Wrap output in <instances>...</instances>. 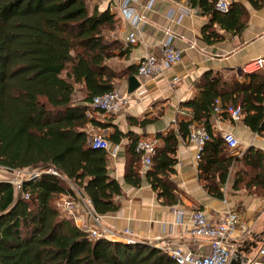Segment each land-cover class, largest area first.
I'll use <instances>...</instances> for the list:
<instances>
[{
  "label": "trees",
  "instance_id": "1",
  "mask_svg": "<svg viewBox=\"0 0 264 264\" xmlns=\"http://www.w3.org/2000/svg\"><path fill=\"white\" fill-rule=\"evenodd\" d=\"M216 1L186 0L206 17L199 33L207 44L224 33L241 32L248 17L245 3L253 9L264 5V0L231 1L219 11ZM116 28L114 14L90 0H0V168L52 169L61 176L41 173L18 190L0 180V264H176L142 241L88 238L61 214L56 205L60 194L72 199L79 193L97 215L118 209L120 185L109 174L107 151L90 146L89 127L111 128L104 135L110 145L128 139L123 182L137 187L144 179L163 204L178 200L169 175L178 142L191 124L204 126L209 134L196 175L205 192L221 199L229 173L231 190L264 197L263 153L249 146L238 156L231 154L211 128L214 115L225 116L213 112L218 100L221 107L239 105L242 122L264 133V73L244 74L246 79L238 81L233 74L204 71L192 83L193 95L179 103L187 116L156 134L160 142L141 175L134 151L138 136L97 118L95 112H103L88 106L93 96L112 90L115 80L133 71L132 66L113 69L108 64L127 52L119 40L106 36ZM126 120L139 127L150 123Z\"/></svg>",
  "mask_w": 264,
  "mask_h": 264
},
{
  "label": "crops",
  "instance_id": "2",
  "mask_svg": "<svg viewBox=\"0 0 264 264\" xmlns=\"http://www.w3.org/2000/svg\"><path fill=\"white\" fill-rule=\"evenodd\" d=\"M147 0H137L133 7L143 17L139 24L140 31L133 44L127 42L129 27L116 8V0H90L99 10L107 8L114 14L117 28L107 33V38L117 39L127 52L108 61L113 69L132 66L131 75L136 76L135 66L144 53L154 48L163 37V29H169L174 35L171 43L181 52L178 63L170 66L162 75L142 82L137 89L128 94L124 110L111 116L109 123L120 131H131L138 138L155 139L159 144L157 133L163 134L169 127H175V119L187 116V111L179 106L193 95V81L204 71L212 70L224 74H233L238 81H244L240 67L255 58L264 57V5L257 9L248 6V17L245 27L238 34H225L222 39L213 43H205L199 33L200 27L206 22V17L194 9L184 15L179 23L169 21L165 17L171 8L178 10L187 7L186 0H154L150 8H145ZM114 66L118 67L115 68ZM259 74L264 71L258 72ZM175 78V80H173ZM126 77L115 80L114 88L120 93H126ZM102 118L106 114H101ZM150 119V123L139 127L129 125L126 118ZM213 132H231L238 140L235 153L244 151L249 146L259 149L264 156V133L251 131L240 119L231 121L226 116L214 115L211 124ZM103 131V130H102ZM109 133L111 128L104 129ZM128 139L123 138L117 144L114 158L108 159L109 174L120 185L121 194L115 197L118 209L101 215L93 213L89 200L78 194L72 198L75 208L73 224L78 227H93L96 223L108 227L117 234L116 241L129 237L134 242L142 241L152 247H179L181 250L202 252L206 241L191 239L188 234V216L193 209H200L212 222H216L225 207L237 210L241 220L248 228L247 234L236 239L246 257L253 255L259 241L264 238V197L258 198L247 194L244 189L231 190V174L228 173L226 185L222 188V198L208 195L197 180V162L193 160L194 147L179 140L174 158L175 164L169 179L176 186L177 202L166 205L157 198L156 192L142 180L137 187L123 182V168L127 158ZM235 153H231L237 155ZM237 155V156H238ZM140 164V163H139ZM138 172L143 175L140 166ZM9 175L0 173V180ZM62 195V194H60ZM58 195V197L60 196ZM57 197V199H58ZM180 211V219L176 221L175 212ZM262 223V224H261ZM126 229L128 235L122 231ZM255 247L252 248V244Z\"/></svg>",
  "mask_w": 264,
  "mask_h": 264
},
{
  "label": "built area",
  "instance_id": "3",
  "mask_svg": "<svg viewBox=\"0 0 264 264\" xmlns=\"http://www.w3.org/2000/svg\"><path fill=\"white\" fill-rule=\"evenodd\" d=\"M137 0H116V8L120 13L122 19L129 27L127 34V42L133 44L139 35L140 26L143 22V17L140 13L135 11L133 4ZM154 0H147L145 8H150ZM228 2L224 0H217L215 8L219 11H226ZM188 6L180 7L178 10L169 8L165 17L169 21L179 23L184 15L191 12ZM172 32L165 28L163 29V37L154 48H150L144 55L138 59L136 63V79L139 85L145 80L153 78L154 76L162 75L170 66L178 63L181 59V52L175 48L171 40L173 38ZM264 71V57L252 59L244 63L239 72L241 74H252ZM175 80V78L173 79ZM128 94H120L115 88L110 91L95 95L91 98L88 106L92 109L102 111L104 114L114 115L122 111L126 107ZM213 112L216 114L224 113L225 116L231 121H239L241 119V109L239 105H225L220 106L218 100H214ZM264 123V119H263ZM220 138L224 142L226 148L230 153H235L238 148V140L229 131H220ZM209 140V134L205 127L202 125L191 124L188 133L183 141L194 147L192 155L194 161H198L202 147L206 141ZM89 144L92 148L104 149L107 151L109 160L114 158L117 144L110 145L104 138L102 130L95 132L89 139ZM156 145V140L138 138L134 144V151L139 153V163L143 170L149 168L150 156L152 155ZM235 154H239L238 152ZM10 176L4 181L13 185L15 190L20 189L23 181L36 178L41 173H50L57 177L61 176L52 169H18L6 170ZM27 195H24L26 197ZM61 214L75 220V204L71 198L66 195H60L56 201ZM180 211L175 212L176 221L180 219ZM189 228L188 234L191 239H204L206 241L204 250L202 252H191L189 250L183 251L179 247L162 246L160 250L165 252L176 264H227V261L232 252L239 247L236 245V239L248 233V228L243 223L237 210L231 207H225L220 217L216 222L208 219L204 212L200 209H193L188 216ZM81 230L87 233L88 238H108L110 240L117 239V234L105 227L96 223L93 227H80ZM124 235H128V230L122 231ZM129 236V235H128ZM122 240L125 243H133L134 241L129 237H124ZM244 264H264V238L259 241L252 256L246 257Z\"/></svg>",
  "mask_w": 264,
  "mask_h": 264
},
{
  "label": "water",
  "instance_id": "4",
  "mask_svg": "<svg viewBox=\"0 0 264 264\" xmlns=\"http://www.w3.org/2000/svg\"><path fill=\"white\" fill-rule=\"evenodd\" d=\"M126 83H127L126 86L127 94L132 93L135 89L139 87V81L136 79L134 75H129L126 79ZM251 247L254 248L255 243H253ZM247 248L243 250L240 246L237 247L230 255L227 264H244L246 258L244 252L247 251Z\"/></svg>",
  "mask_w": 264,
  "mask_h": 264
},
{
  "label": "rangeland",
  "instance_id": "5",
  "mask_svg": "<svg viewBox=\"0 0 264 264\" xmlns=\"http://www.w3.org/2000/svg\"><path fill=\"white\" fill-rule=\"evenodd\" d=\"M91 4V3H90ZM91 5H93V4H91ZM106 33V32H105ZM107 34V33H106ZM115 68H118V67H116V66H114ZM96 114H94V116H96L97 118H99V119H101L102 118V116H101V114H97V112H95ZM111 116L112 115H110V114H106V116H104L106 119H111ZM88 130L90 131V133H95V132H98L99 130L98 129H92V128H88ZM102 134L103 135H105L106 136V134H107V131H102ZM0 173L2 174V175H9L8 173H6V171L4 170V169H1L0 168ZM10 176V175H9ZM262 224V223H261Z\"/></svg>",
  "mask_w": 264,
  "mask_h": 264
}]
</instances>
